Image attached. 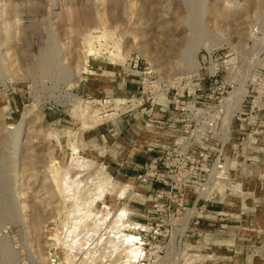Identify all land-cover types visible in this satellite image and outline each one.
Returning <instances> with one entry per match:
<instances>
[{"label":"rangeland","instance_id":"obj_1","mask_svg":"<svg viewBox=\"0 0 264 264\" xmlns=\"http://www.w3.org/2000/svg\"><path fill=\"white\" fill-rule=\"evenodd\" d=\"M248 1L104 0L98 10L120 19L104 28L98 0H0V264H264V5L252 16ZM135 61L163 78L167 111L140 98ZM242 85L240 111L254 112L227 130ZM190 106L224 109L198 144L222 152L229 181L216 164L198 209L199 188L182 209L157 210L167 202L137 180L126 148L140 129L165 146L201 132L173 122Z\"/></svg>","mask_w":264,"mask_h":264},{"label":"built area","instance_id":"obj_2","mask_svg":"<svg viewBox=\"0 0 264 264\" xmlns=\"http://www.w3.org/2000/svg\"><path fill=\"white\" fill-rule=\"evenodd\" d=\"M139 62L135 61L131 67V76L138 78L135 81L140 88V98L144 101L145 98L152 99V105L162 106L160 110L167 111L164 108L165 101L168 100L169 91L165 93V90L161 86L163 78L161 76H155L152 71L139 74ZM215 74V73H214ZM196 93V91L194 92ZM175 98V97H174ZM155 102V103H154ZM169 102V100H168ZM195 103H197L195 101ZM151 108L147 113L152 112ZM179 115H187L189 118L180 119L175 118L174 123L187 120L184 126L190 129L192 126L195 130L201 131L190 136L180 135L170 146H152L149 148L153 153L149 161L143 166V169L137 174V180L140 183H151L157 185L152 189L155 195V201L165 199V204H154L157 210L174 207L178 204L182 209L185 196L189 192H197L199 188L200 195L197 197L194 207H198L201 200L204 199L203 195L206 194L207 184L212 176V168L219 164V172L216 174V179L223 183V181H229L227 179V172L224 164L221 162L220 156L222 154L219 151L218 156L215 158L212 156V151L206 147L199 145L198 143L208 141V138L214 133L215 128L219 121L224 120L220 116L224 113V109L219 110L198 108L197 106L176 108ZM209 111H212L210 113ZM253 109L250 110L252 114ZM245 111L242 107V111L236 112L232 119L243 120L244 115H251ZM207 114L206 120H202V115ZM192 115V117H191ZM225 116V115H224ZM231 119V121H232ZM194 124V125H193ZM191 132H194L192 130ZM257 140L250 139V147L256 145ZM200 147V148H199ZM225 174V175H224ZM214 176V175H213ZM231 190V189H230ZM211 192V189L209 190ZM207 192V193H209ZM176 203V204H175ZM202 207L206 208L203 204ZM198 209V208H197Z\"/></svg>","mask_w":264,"mask_h":264},{"label":"bare ground","instance_id":"obj_3","mask_svg":"<svg viewBox=\"0 0 264 264\" xmlns=\"http://www.w3.org/2000/svg\"><path fill=\"white\" fill-rule=\"evenodd\" d=\"M97 1V0H96ZM49 2V1H48ZM98 2H99V4L98 5H96V15H97V19H98V22H100L102 25H103V27L104 28H106V27H108L109 25H115L116 26V28H117V26H118V24H119V17L116 15V14H114V16H113V13L111 14V16H113L112 18H108V17H105L106 15L104 14V12H105V9H104V12H102V11H100V10H98L99 8H98V6L100 7V5H103L104 6V4H103V2H104V0H98ZM97 2V3H98ZM101 3V4H100ZM105 3V2H104ZM229 3V2H228ZM237 3V2H236ZM237 4H239V3H237ZM5 5V7H6V3L4 4ZM131 5H133V4H131ZM264 5V2H263V0H256V5H255V8H256V10H254L251 14H252V16H257V15H259L261 12V10H260V8L262 7ZM229 6H233V4H230ZM130 7V6H129ZM4 8V7H3ZM73 8V7H72ZM131 8H132V6H131ZM8 9V8H7ZM130 9V8H129ZM5 10H6V8H5ZM4 10V11H5ZM245 10H246V12H250V11H252L253 10V5L251 4V1L249 0L248 2H247V4L245 5ZM74 11V10H73ZM129 11H131V10H129ZM134 11V10H133ZM263 13H264V11H263ZM130 14H131V16H132V13L130 12ZM50 15V14H49ZM122 15V14H121ZM77 16V15H76ZM72 18V17H71ZM82 19V18H81ZM79 20V19H78ZM83 23H87V24H90V23H92V17L90 16V15H85L84 16V18H83ZM85 25V24H84ZM85 27H88V26H85ZM115 29V28H114ZM105 31H106V29L103 31V33H105ZM87 36H89V34H87ZM98 37H100V36H98ZM85 38V37H84ZM3 39V38H2ZM260 42V41H259ZM261 43H262V41H261ZM191 44V43H190ZM193 44V43H192ZM92 45V44H91ZM91 45H89V47L86 49V50H84L83 51V62L85 63H87V61H88V56H90L91 55V52H92V49H91ZM209 49L211 48V46H207ZM257 47V46H256ZM193 46L191 47V45L190 46H188V51L186 50V52H190V51H192L193 49ZM212 49V48H211ZM210 49V50H211ZM254 49V48H253ZM209 50V51H210ZM6 53V52H5ZM7 54V53H6ZM60 54H61V50L59 51V49H58V51L56 52H53V51H50V52H45L41 57H43V64L44 65H46L47 63H49V64H47V67L49 66L50 67V63H54L55 61L57 62L58 61V59L60 60ZM193 54H195V53H193ZM193 54L191 55V64L193 65V68H195V70L197 71V70H199L200 68H201V64L199 63V62H197V60H195V58H194V56H193ZM254 54V53H253ZM8 55V54H7ZM7 55H5V56H7ZM255 55V57H254V61H256L257 63H259V64H264V62L261 60V58H260V51L258 50V52H256V54H254ZM8 57V56H7ZM124 57V56H123ZM42 59V58H41ZM57 59V60H56ZM81 61V60H80ZM186 61V60H185ZM55 62V63H56ZM59 63V62H58ZM52 65V64H51ZM53 67H55L54 65H52ZM80 65H78V68H77V70H76V74H77V78H76V81H79L81 78H80V74H81V69H80V67H79ZM44 67V66H43ZM52 67V68H53ZM46 68V67H45ZM44 68V69H45ZM51 68V69H52ZM50 69V68H49ZM48 69H46V71H47ZM55 70H56V68H55ZM52 72H53V70H52ZM55 72V71H54ZM58 72V71H57ZM60 73V72H59ZM63 73V72H62ZM247 92H248V89H247V86L245 85H242L237 91H235L234 92V94H232V96H231V98H230V100H229V106H227V114H228V112H229V116L227 117L226 115H225V117L227 118V121H225L226 122V124H227V130L229 129V127H230V119L232 118V115L230 114L231 112H230V110L231 109H233V110H235V111H240V109H241V103L244 101V98H245V96H246V94H247ZM224 117V118H225ZM225 137H226V135H225ZM227 138V137H226ZM215 167V166H214ZM215 170V169H214ZM216 172L218 173L219 172V169L218 170H216ZM216 172H212V173H214V174H216ZM207 189H208V187H207ZM207 191V190H206ZM20 196V195H19ZM123 213V212H122ZM133 225V224H132ZM186 225V224H185ZM132 240L133 239H135V237H130Z\"/></svg>","mask_w":264,"mask_h":264},{"label":"crops","instance_id":"obj_4","mask_svg":"<svg viewBox=\"0 0 264 264\" xmlns=\"http://www.w3.org/2000/svg\"><path fill=\"white\" fill-rule=\"evenodd\" d=\"M141 130V129H140ZM138 132L142 133L141 136H138L137 142H139V148L138 149H128L126 148L125 153H127V161L128 163L132 164L133 168L137 170V174L143 169V166L149 161L150 156L153 154L150 152L149 148H145L144 145H152V146H165V144H162L161 142L164 138L163 136H153L154 134H151L149 132H143L142 130ZM154 132V131H153ZM152 136V137H151ZM123 139V138H122ZM123 142L127 147L130 146V142L132 140L123 139ZM138 146V144L136 145ZM142 147V148H141ZM144 147V148H143ZM148 149V150H145ZM130 150V151H129ZM264 170V169H263Z\"/></svg>","mask_w":264,"mask_h":264}]
</instances>
